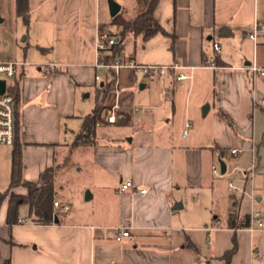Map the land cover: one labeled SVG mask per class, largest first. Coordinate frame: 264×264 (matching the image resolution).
Listing matches in <instances>:
<instances>
[{
	"label": "crops",
	"instance_id": "1",
	"mask_svg": "<svg viewBox=\"0 0 264 264\" xmlns=\"http://www.w3.org/2000/svg\"><path fill=\"white\" fill-rule=\"evenodd\" d=\"M123 1L124 5L118 2L119 12H127L126 18L135 17L138 0L134 5L131 0ZM251 3L255 14L264 9V0H159L154 16L165 32L149 38L143 32L116 36L121 45L118 54L138 63L178 62L183 66L178 71L189 77L177 80L173 75L150 79L129 67L117 75L109 68L96 69L99 29L118 31L109 3L105 12L102 0H29L30 21L24 39L40 50L42 60L35 63L20 58V72L10 82L19 87L23 180L38 181L55 164L57 154L73 142L84 116L91 113L86 109L93 91L102 107L98 126L130 125L136 130L132 137H114L88 150L99 177L92 175L88 199L96 201L85 207L84 216L74 212L64 217L71 205L60 198L57 201L69 209L55 208L58 222L34 223L28 204L23 203L17 221L8 223V197L4 198L0 264L8 259L11 264H264V230L250 232L248 223L229 225V221L239 223L247 218L249 222L248 197L233 192L229 181L242 187L247 184L241 170L250 164L253 140L258 151L257 206L264 208V76L253 82L246 68L254 62L264 66V37L255 44L246 33L250 28L244 30L243 40L257 50L252 60L231 36L241 28L235 25L236 18ZM139 76L145 82L140 88H148L142 104H137L135 90ZM112 81L113 88L106 93ZM154 82L163 101L184 87L189 98L198 84L212 82L213 100L206 115L187 100L184 110L180 108L179 116L188 120L187 135L176 139L172 132L160 136V141L136 142V134L145 132L144 126L154 121L153 108L162 107L152 104ZM115 103L123 117L110 123L106 113ZM173 106L174 115L178 111L174 100ZM210 114L208 122L203 119ZM229 148L244 150L230 155ZM12 149V145L0 144V178H7L9 184ZM222 160L228 173L219 176L213 166H221ZM213 175L230 177L228 189L219 195L215 192L219 177ZM126 180L135 186L119 192ZM143 188L147 192L142 194L139 190ZM121 224L133 228L129 236L118 240L114 227ZM235 244V251L225 258Z\"/></svg>",
	"mask_w": 264,
	"mask_h": 264
},
{
	"label": "rangeland",
	"instance_id": "2",
	"mask_svg": "<svg viewBox=\"0 0 264 264\" xmlns=\"http://www.w3.org/2000/svg\"><path fill=\"white\" fill-rule=\"evenodd\" d=\"M108 1L109 0H102V8L105 12L108 7ZM116 1L121 5L125 4L123 3V0ZM134 1L135 0H131V4L133 2L134 5ZM137 5L140 7L136 13H139L144 9V3H138ZM124 15H127V12H124ZM256 18L264 21V9H260V12L255 14L253 11V4H247L246 8L238 15L235 20V25H238L241 28L231 35L237 38L236 40L239 43V47L243 46L244 52L248 53L252 60L256 56L257 50L254 49L253 45H248L243 39L244 30L246 28H251ZM0 19V61L16 60L20 62V58L25 57L26 60H29L30 62H41L42 54L40 50L33 47L31 43L32 41L30 42V40L24 39V36L28 35V28L26 27L24 20L17 15L16 0H0ZM124 48L125 46L123 49ZM258 53L262 54L261 50H259ZM10 82L11 81L8 80V83ZM141 83L145 82L142 81L141 77L139 76L135 86L136 93L138 94L137 104H142L140 103V100L146 98L148 93V88H140ZM146 83L149 84L152 82L147 81ZM214 87L215 86L212 82L198 84L197 87L193 89V92L189 98H187V88L185 89L184 87L175 93L171 92L168 99L163 101L159 85L158 83H155L152 88V95L153 93L155 94V99L153 96L152 104L160 106L162 105V107L153 108V111L156 113V117L154 118L153 122L144 126L146 127L145 132L139 131V134H136V142L144 140L158 141L160 136H165L167 134H171L172 132L174 133L176 139L180 135H187V133L190 131V128L186 125L188 120L186 121L184 117L181 119V116H179L178 113L182 112L180 108L185 106L187 100L192 104L193 108L200 106L199 108L201 110V114H203L202 111L204 105L212 103ZM95 99L96 95L93 91L91 97L87 99V112H92L96 108L97 102ZM173 100L175 102L176 109H178V111H176L177 113H175L176 115H173ZM203 100L206 101L200 105ZM137 115H140V113ZM211 115L212 114L208 115V118L204 117L203 119H206L208 122L212 117ZM152 129H158L156 132L157 134L151 132ZM134 130L136 129L130 125L112 126L111 128L98 126L96 144L101 141H109L114 137H132ZM71 137V134L68 135V140ZM92 147L83 146L76 148L68 164H64V158L69 153L70 146L63 148L60 153L57 154L56 162L53 167L55 199L58 200L61 198L63 201L68 202L71 205L70 210L63 214L64 217H68L74 212L82 217L84 216L85 207L92 205L96 201L92 199H86V192L90 190L89 184H91L92 175L96 176V178L99 177V173H96L97 169L93 160V154L88 151ZM226 159L228 160V157ZM213 176L215 178L219 177L215 175ZM229 178L230 177L228 176H224L222 178L219 177V180H217L218 182L216 184L215 192L218 195L228 189ZM8 184L9 181L7 178L4 180L0 178L1 196L9 197L11 195H18L27 191L26 187L24 186L8 187ZM3 204L4 201L1 203L0 208H2Z\"/></svg>",
	"mask_w": 264,
	"mask_h": 264
},
{
	"label": "built area",
	"instance_id": "3",
	"mask_svg": "<svg viewBox=\"0 0 264 264\" xmlns=\"http://www.w3.org/2000/svg\"><path fill=\"white\" fill-rule=\"evenodd\" d=\"M247 36L255 44L258 43L259 37H264V23L255 21L253 26L246 31ZM118 37L111 35L104 29H99L97 43H96V62L95 67L98 71L103 68H109L114 71L117 75L119 71L124 67H129L135 72L142 74L144 77L150 79H164L168 75H173L177 80H183L189 76L183 72L178 71L183 66L178 62L171 64H142L136 62V60L130 56L122 54H116L114 58L107 59L106 56L111 51L112 47L119 43ZM215 50L221 51L218 44L214 45ZM22 63L16 60L13 61H0V80L5 81V90H0V144L13 145L16 139V118H15V98L10 91L12 84L8 83V80H13L18 76ZM251 73L253 82L259 76H264V66L256 62L251 63L246 67ZM98 77V76H97ZM116 77V76H115ZM115 81L116 78H115ZM253 93H256L253 89ZM256 98V97H255ZM119 105L115 103L110 109L107 110L106 120L110 123H115L123 115L118 113ZM188 126V124H187ZM244 148H229L228 154L237 155L243 152ZM251 152V160L249 166L245 170H241V174L247 184L242 187L238 186L233 179L229 181V185L233 192H240L245 194L249 200V222L247 230L255 232L258 230H264V208L257 206V189L255 184V177L258 170V151L257 143L255 140L251 142L249 147ZM213 172L216 175L223 176L228 172L227 170L223 173L219 164L213 166ZM135 185L132 180H126L121 182L118 191L125 192ZM140 193H146L147 189L143 188L139 190ZM56 207H61L62 210H68V204H61L59 201H55ZM20 222H26L23 219ZM117 231L116 238L118 240L123 239L131 234L132 226L128 225H117L114 227Z\"/></svg>",
	"mask_w": 264,
	"mask_h": 264
},
{
	"label": "trees",
	"instance_id": "4",
	"mask_svg": "<svg viewBox=\"0 0 264 264\" xmlns=\"http://www.w3.org/2000/svg\"><path fill=\"white\" fill-rule=\"evenodd\" d=\"M159 0H138V3H144V9L139 12L135 17L126 18L122 12L117 13L112 18V23L117 27V33L111 32V35L121 36L126 33H144L146 38L158 32H165V29L159 23V21L154 16V11ZM16 12L19 17H21L25 25H29L30 21V9L29 0H16ZM121 51L120 43L115 44L110 53L106 58L112 59L116 54ZM114 81L109 83L106 90L108 93L111 88H113ZM11 93L15 98V118H16V139L12 149V171H11V181L9 187L24 186L27 191L22 194L11 195L8 197V209H7V222L14 223L18 219L19 207L21 204L26 203L29 206L30 216L34 223L40 224H50L55 222V218L59 217V213L55 209V185H54V165L52 167L44 170L38 181H24L22 178L23 160H22V150L19 144V87L14 85L10 87ZM101 105H97L96 108L83 118L82 126L75 136L73 142L69 144V153L64 158V164H68L71 156L74 154L76 148L83 146H94L97 141V129L99 125V117L101 114ZM226 120L231 123V119L225 113H221ZM7 196L0 195V203ZM248 223V218L246 220L236 223L235 221H229L231 226H245ZM236 249V244L232 249L228 250L224 257L229 259L232 253ZM5 264H11L10 260H6Z\"/></svg>",
	"mask_w": 264,
	"mask_h": 264
},
{
	"label": "water",
	"instance_id": "5",
	"mask_svg": "<svg viewBox=\"0 0 264 264\" xmlns=\"http://www.w3.org/2000/svg\"><path fill=\"white\" fill-rule=\"evenodd\" d=\"M109 9L111 14L114 16L117 13H119L120 9H121V5L116 1V0H109ZM1 21V19H0ZM0 90L3 92L5 90V81L0 80ZM210 108L209 104L204 105L203 107V115H206L208 110ZM221 169L222 172L224 173L227 169V165L226 163L222 160L221 161ZM89 197H91V193L89 191L86 192V199H88ZM55 222H58V218H55Z\"/></svg>",
	"mask_w": 264,
	"mask_h": 264
}]
</instances>
